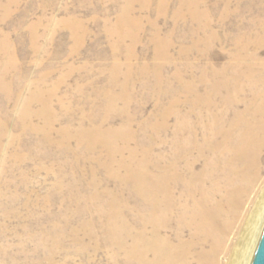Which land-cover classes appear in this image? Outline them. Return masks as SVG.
<instances>
[{"label": "rangeland", "instance_id": "rangeland-1", "mask_svg": "<svg viewBox=\"0 0 264 264\" xmlns=\"http://www.w3.org/2000/svg\"><path fill=\"white\" fill-rule=\"evenodd\" d=\"M189 1L199 2L197 7L202 10L197 17L187 13L188 0L180 16L176 13L179 0H170L164 10L159 0H0L4 6L0 7V28L10 35L17 82H35L46 73L40 89L46 96L57 87L53 107L59 117L51 133L53 141L46 137L48 131L39 117H33L28 123L32 128L24 131L22 127L27 122L15 111L22 107L25 95L19 103L5 106L0 92V109L14 113L0 143V264H143L114 252L101 215L107 210V195L88 201L97 196L94 190L98 194L99 190L116 187L113 180L107 179L104 164L93 157L95 152H101L100 147L94 152L88 145H76L74 139L69 144L54 141L61 137L57 130L73 133L86 114H90L86 125L100 122L105 116L110 119L107 124L117 127L126 119L132 122L136 135L129 146H146L152 135L156 155L165 156L163 163L170 159L174 153V106L170 103L182 90L180 77L188 78L190 70L203 66L210 54L220 64L225 51L233 47L217 40L206 45V34L211 30L220 36L235 35L240 31L241 19L264 17V0ZM125 6L140 20L136 43L129 35L120 39L118 30H113ZM202 12H206L210 29ZM68 18L78 20L84 27L80 41L72 38L68 26L55 29L59 20ZM35 23L32 32L37 34V41L33 43L31 25ZM257 29L252 26L250 30ZM155 32L161 36L170 34V58L156 56ZM113 44L118 46L113 48ZM132 44L133 85L131 91L125 92L117 85L125 69L114 73L113 67L115 62L129 59ZM259 56L264 58V45ZM140 64L145 65L142 70L138 68ZM113 77L114 89L110 91L108 85ZM116 93L122 98L111 102ZM30 107L36 113L42 105L33 102ZM162 111H169L166 121L163 118L167 112ZM70 119L72 124L67 125ZM143 125L146 130L141 131ZM67 131L65 135L69 136ZM94 181L99 182V187ZM120 196L128 201L126 216L131 220L134 207L144 212L148 207L146 200L132 191ZM91 204L100 205V215ZM170 222L172 227L166 233L174 239V219ZM151 258L147 254L144 264Z\"/></svg>", "mask_w": 264, "mask_h": 264}, {"label": "bare ground", "instance_id": "bare-ground-1", "mask_svg": "<svg viewBox=\"0 0 264 264\" xmlns=\"http://www.w3.org/2000/svg\"><path fill=\"white\" fill-rule=\"evenodd\" d=\"M169 1L159 0V7L164 10ZM188 2L189 6L187 0H179L180 9L176 13L180 16L181 10H185L183 6L187 5L189 15H200L199 2ZM128 7L123 8L113 30H118L120 39L129 35L136 43L140 20L131 15ZM4 12L7 15V8ZM205 13L201 15L204 19ZM206 21L210 29L209 19ZM238 24L240 31L235 35L220 36L211 30L206 34V45L216 40L233 45L231 50L225 51L220 64H216L210 54L203 66L190 70L188 78L180 77L182 90L170 103L174 106V153L166 163H163L165 156L156 155L153 150L152 135L146 146L128 145L136 135H133L132 122L126 119L117 127L107 124L110 119L105 116L100 122L86 125L85 120L90 115L86 114V118L81 116L73 133L66 130L69 136L65 135L66 131L56 129L61 137L55 143L69 144L74 139L76 145H88L92 151L100 147L101 152L94 151L93 157L104 164L107 179L113 180L116 187L98 189V194L94 190L97 196L89 197L88 201L107 195V210L101 214L106 220L103 226L112 238L114 252L124 254L128 261L133 259L144 264L150 254L152 258L150 262L145 261L146 264L251 263L264 228V58L259 56L264 45V17L243 18ZM36 25H31L30 29L33 43L37 41V34L32 32ZM63 25L70 27L72 38L80 41V31H85L81 22L74 18L62 19L55 29ZM252 26L258 27L257 31L251 32ZM170 38V34L161 36L155 32L157 57L170 58ZM14 57L10 35L0 28L3 105L19 103L24 94L22 107L15 111L27 122L22 128L31 129L28 123L33 117H39L48 131L46 137L52 140L55 121L59 120L53 107L57 87L43 95L40 82H45L46 73L35 82H17L13 73ZM128 57L126 62H115L113 67L114 73L125 69L121 84L116 81L125 92L131 91L133 85L130 63L135 57L133 44ZM144 67L138 66L141 70ZM114 77L108 85L110 91L114 89ZM114 95L111 102L122 98L118 93ZM33 102L41 103L40 111L31 110ZM13 115L10 110L0 109L1 144ZM168 115L169 111L164 115L165 121ZM72 120L66 124L71 125ZM140 128L146 130L144 125ZM95 185L99 187V182ZM130 191L146 200L148 206L145 212L134 207L132 220L126 216L128 201L120 196ZM92 208L99 215L103 210L99 204H93ZM171 218L174 219V239L166 233L172 227ZM42 233L45 240L47 232Z\"/></svg>", "mask_w": 264, "mask_h": 264}, {"label": "water", "instance_id": "water-1", "mask_svg": "<svg viewBox=\"0 0 264 264\" xmlns=\"http://www.w3.org/2000/svg\"><path fill=\"white\" fill-rule=\"evenodd\" d=\"M250 264H264V228Z\"/></svg>", "mask_w": 264, "mask_h": 264}]
</instances>
